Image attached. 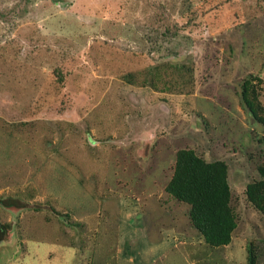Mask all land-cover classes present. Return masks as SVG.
Wrapping results in <instances>:
<instances>
[{
    "label": "rangeland",
    "instance_id": "obj_1",
    "mask_svg": "<svg viewBox=\"0 0 264 264\" xmlns=\"http://www.w3.org/2000/svg\"><path fill=\"white\" fill-rule=\"evenodd\" d=\"M245 100L264 120V0H0V264H264ZM180 149L228 166L225 246L165 192Z\"/></svg>",
    "mask_w": 264,
    "mask_h": 264
},
{
    "label": "trees",
    "instance_id": "obj_2",
    "mask_svg": "<svg viewBox=\"0 0 264 264\" xmlns=\"http://www.w3.org/2000/svg\"><path fill=\"white\" fill-rule=\"evenodd\" d=\"M173 69L186 71L187 77L190 76L185 65H174ZM245 104L254 118L264 125V120L257 118L247 100ZM261 172L263 173L262 170ZM259 187H264V184H248L247 196L253 199ZM165 192L189 206V222L206 244L219 247L230 242L236 223L230 207L231 190L225 162H207L193 150L180 149L176 152L173 174L165 186ZM3 234L4 230L0 226V242Z\"/></svg>",
    "mask_w": 264,
    "mask_h": 264
}]
</instances>
